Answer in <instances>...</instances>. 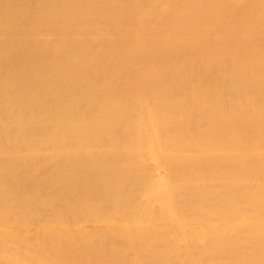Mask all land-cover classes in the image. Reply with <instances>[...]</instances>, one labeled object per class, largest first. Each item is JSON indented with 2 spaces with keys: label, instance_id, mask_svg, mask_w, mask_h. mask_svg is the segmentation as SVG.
<instances>
[{
  "label": "bare ground",
  "instance_id": "6f19581e",
  "mask_svg": "<svg viewBox=\"0 0 264 264\" xmlns=\"http://www.w3.org/2000/svg\"><path fill=\"white\" fill-rule=\"evenodd\" d=\"M0 264H264V0H0Z\"/></svg>",
  "mask_w": 264,
  "mask_h": 264
}]
</instances>
